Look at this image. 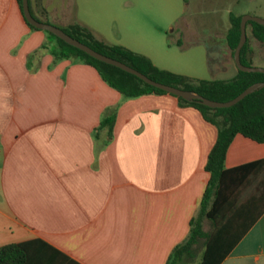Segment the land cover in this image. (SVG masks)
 Wrapping results in <instances>:
<instances>
[{
  "label": "crops",
  "instance_id": "obj_1",
  "mask_svg": "<svg viewBox=\"0 0 264 264\" xmlns=\"http://www.w3.org/2000/svg\"><path fill=\"white\" fill-rule=\"evenodd\" d=\"M241 1L127 0L113 27L78 23L158 68L225 79L235 72L225 41L230 14L264 18L236 11ZM45 2L29 0L32 14L64 26L50 15L63 9ZM171 23L176 36L166 32ZM248 32L245 23L246 40ZM43 40L17 0H0V246L24 243L19 264H165L192 217L199 215L200 231L211 229L198 204L215 126L168 93L124 98L92 66L52 62ZM253 42L244 56L256 65ZM110 110L108 135L96 127ZM263 157L264 141L237 133L223 165ZM256 194L247 182L235 189L240 224L258 209L244 204ZM194 237L181 264L201 260L205 241ZM218 264H264V210Z\"/></svg>",
  "mask_w": 264,
  "mask_h": 264
},
{
  "label": "trees",
  "instance_id": "obj_2",
  "mask_svg": "<svg viewBox=\"0 0 264 264\" xmlns=\"http://www.w3.org/2000/svg\"><path fill=\"white\" fill-rule=\"evenodd\" d=\"M17 3L20 10V0H17ZM29 12L36 20L42 21L32 14L30 7ZM239 20L240 15L230 14V25L225 34V41L231 57L239 37ZM24 22L29 28L40 30L25 20ZM42 22L49 23L48 21ZM246 25L249 27L251 36L264 44V26L251 20L246 21ZM59 28L93 50L123 62L155 81L184 90H192L214 101H227L248 85L264 81V73L262 72L241 71L237 68L231 77L225 79L188 77L158 68L147 57L126 47L107 43L95 37L88 27L78 22L73 21ZM41 31L44 34V40L40 44V48L49 51L52 62L69 59L73 62L88 64L97 71L104 83L115 89L124 98H133L150 93H166L144 83L133 74L89 56L82 50L65 43L49 31ZM175 43L179 44L180 42L177 39ZM246 43L245 36V41L239 50V61L248 66L253 64L251 59L244 56ZM176 99L179 105L196 108L202 118L216 128L215 140L207 153L203 166L209 177L198 204V211L209 220L211 229L207 232L200 231L198 229L199 215L192 217L189 221L190 226H192L187 239L173 247L165 264H181L182 254L188 251L189 253L192 252L188 246L194 240V236L203 237L205 241L201 260L197 264H218L232 243L264 210V157L232 168H225L223 165L226 147L235 134L239 133L255 142L264 141V86L246 94L227 107L214 108L195 101H185L180 97H176ZM113 117V110H110L108 114L100 118L96 129L104 128L109 135ZM246 182L250 184L251 189H255L257 194L245 201L244 204L248 208L258 205V209L251 212V216L245 218L244 223L240 224L237 221L236 212L242 210L243 205L236 204L234 191ZM238 220H241V217ZM24 247V243L0 246V264H19L24 257Z\"/></svg>",
  "mask_w": 264,
  "mask_h": 264
},
{
  "label": "water",
  "instance_id": "obj_3",
  "mask_svg": "<svg viewBox=\"0 0 264 264\" xmlns=\"http://www.w3.org/2000/svg\"><path fill=\"white\" fill-rule=\"evenodd\" d=\"M20 12H21L24 20L27 23H29L30 25H32L33 27L40 29V30L49 31V32L53 33L55 36H57L58 38H60L61 40H63L65 43L72 45V46L76 47L77 49L82 50L83 52H85L89 56H91L97 60H100L104 63L118 67L119 69H121L125 72L133 74L137 78L142 80L144 83H146L150 86H153L155 88L161 89L164 92H166L170 95H173L175 97H180L185 101H195L197 103L206 105L208 107H214V108H216V107H227V106L232 105L233 103H235L239 99H241L246 94L264 86V81L254 82V83L248 85L247 87H245L235 97H233L227 101H214V100L205 98L202 95H200V94H198L192 90H184V89H180V88H177L175 86H172V85H167V84L155 81V80L147 77L146 75L142 74L141 72L133 69L132 67L124 64L123 62H120L114 58L108 57L106 55H103V54L93 50L92 48L85 45L84 43H82V42L72 38L68 34H66L59 27L52 25L50 23H45V22L36 20L29 12L28 0H20ZM248 20L254 21V22L264 26V18L254 16V15H248V14H244L240 17V20H239V37H238V41H237L236 46L234 47V50L232 53L233 63H234L235 68H237L238 70H241V71H257V72L264 73V67L256 66V65L246 66V65L241 64L239 61V50L245 41V23Z\"/></svg>",
  "mask_w": 264,
  "mask_h": 264
},
{
  "label": "rangeland",
  "instance_id": "obj_4",
  "mask_svg": "<svg viewBox=\"0 0 264 264\" xmlns=\"http://www.w3.org/2000/svg\"><path fill=\"white\" fill-rule=\"evenodd\" d=\"M49 7L55 6L61 8L63 11L56 12V15L50 12L51 16H59L56 20L61 25H67L73 21L84 22L92 26L113 27L114 18L119 16L120 7L125 4L127 0H46ZM45 2V3H47ZM248 10L250 12H260L264 14V0H242L239 5H236L237 10ZM55 12V11H54ZM57 13L59 15H57ZM55 18V17H54ZM176 23V22H175ZM171 23L166 27L167 34L176 36L175 31L170 28L175 26ZM250 31L248 32L247 43L253 42ZM246 43V45H247ZM254 43L255 60L254 64L260 66L263 64L262 56L264 55V45L259 42Z\"/></svg>",
  "mask_w": 264,
  "mask_h": 264
}]
</instances>
